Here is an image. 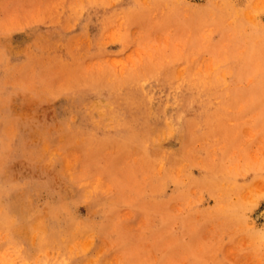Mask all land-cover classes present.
<instances>
[{
  "label": "rangeland",
  "instance_id": "obj_1",
  "mask_svg": "<svg viewBox=\"0 0 264 264\" xmlns=\"http://www.w3.org/2000/svg\"><path fill=\"white\" fill-rule=\"evenodd\" d=\"M0 27V264H264V0H0Z\"/></svg>",
  "mask_w": 264,
  "mask_h": 264
},
{
  "label": "bare ground",
  "instance_id": "obj_2",
  "mask_svg": "<svg viewBox=\"0 0 264 264\" xmlns=\"http://www.w3.org/2000/svg\"><path fill=\"white\" fill-rule=\"evenodd\" d=\"M53 3V2H52ZM94 4V3H93ZM93 4H92V6H93ZM53 5V4H52ZM97 5V4H96ZM105 5V4H104ZM116 6V5H115ZM114 6V7H115ZM104 7V6H103ZM107 7H109V6H107ZM69 8H70V10H73V8H72V4L71 5H69ZM92 8V7H91ZM112 8V7H111ZM88 9H89V7H88ZM87 9V10H88ZM92 10V9H91ZM90 10V11H91ZM106 11V10H105ZM86 12V11H85ZM100 12H101V10H100ZM71 13V12H70ZM82 15V14H81ZM51 16V15H50ZM50 18V17H49ZM79 18V17H78ZM100 18V17H99ZM47 19V18H46ZM20 23V22H19ZM60 24V23H59ZM80 24V23H79ZM21 27V26H20ZM23 27V26H22ZM76 27V26H75ZM1 28V27H0ZM2 29V28H1ZM17 29V28H16ZM19 29V28H18ZM88 30V29H87ZM0 31H2V30H0ZM33 31V30H32ZM47 34V33H46ZM62 34V33H61ZM46 43H47V41H46ZM48 43H50V42H48ZM36 46V45H35ZM47 49V48H46ZM42 50V49H41ZM48 50V49H47ZM52 50H53V48H52ZM5 55V54H4ZM3 58V57H2ZM7 58H8V56H7ZM64 61H66V60H64ZM7 62V61H6ZM12 63V62H11ZM80 63V62H79ZM0 65H2V64H0ZM8 65V64H7ZM64 66V65H63ZM25 67H27V66H25ZM18 68V67H17ZM26 69V68H25ZM11 70V69H10ZM76 70V69H75ZM14 71V70H13ZM20 71V70H19ZM26 71V70H25ZM78 71V70H77ZM80 72V71H79ZM22 74V73H21ZM47 74H49V73H47ZM46 74V75H47ZM62 74V73H61ZM18 75V74H17ZM54 76V75H53ZM45 77V76H44ZM52 77V76H51ZM46 78V77H45ZM49 78H50V75H49ZM60 78V77H59ZM55 81V80H54ZM45 82V81H44ZM52 82V81H51ZM214 84V87L215 88H217L218 90H220V91H223L221 88H219V86H216V85H218V84H216V83H213ZM43 85V84H42ZM45 88V87H44ZM217 89H215V91H217ZM81 91V90H80ZM264 91V90H263ZM63 93V92H62ZM59 94V93H58ZM143 101H144V98H143V96H142V94L140 93H138V92H135L134 90H131V91H129V94H124L123 96H122V99H121V103H127L126 105H128V104H131V106L132 107H135V108H138L141 104H143ZM91 106V105H90ZM133 109V108H132ZM134 110V109H133ZM82 113V112H81ZM138 113H139V110L138 109H136V114L138 115ZM71 114V113H70ZM129 115H130V113H128ZM67 115V114H66ZM77 115V114H76ZM95 115V114H94ZM88 116V115H87ZM75 118V117H74ZM73 118V119H74ZM148 118V117H147ZM62 119V118H61ZM70 119V118H69ZM77 119H78V117H77ZM90 119V118H89ZM205 119H207V118H205ZM88 120V119H87ZM128 120V119H127ZM126 120V121H127ZM148 120V119H147ZM136 121V120H135ZM88 122V121H87ZM134 123V122H133ZM86 124V123H85ZM127 126V125H126ZM128 127V126H127ZM130 127V126H129ZM119 128V127H118ZM124 128V127H123ZM121 131V130H120ZM126 131V130H125ZM137 133V132H136ZM70 137V136H69ZM3 139H5V138H3ZM8 139V138H7ZM7 196V195H6ZM7 198V197H6ZM1 210V209H0ZM2 211V210H1ZM43 212V211H42ZM28 214V213H27ZM49 215H50V213H49ZM256 215H257V217H259V218H261V220H263L262 222L264 223V203H263V205L258 209V211H257V213H256ZM14 219V218H13ZM259 220V219H258ZM8 222H9V220H8ZM19 222V221H18ZM261 222V223H262ZM31 226V225H30ZM55 226V225H54ZM2 227V226H1ZM33 227V226H32ZM34 228V227H33ZM37 230V229H36ZM6 231V230H5ZM35 231V230H34ZM7 232V231H6ZM32 232H33V230H32ZM39 232V231H38ZM36 233V232H35ZM40 233H41V231H40ZM42 235V234H41ZM38 238V237H37ZM37 238H36V240H37ZM35 239V238H34ZM41 239V238H40ZM38 242V241H37ZM40 242H38V244H39ZM56 243V242H55ZM16 251H19V250H16ZM7 256V255H6ZM4 260V259H3ZM0 262H1V260H0ZM4 262V261H3ZM3 264V263H2ZM5 264V263H4ZM41 264V263H40Z\"/></svg>",
  "mask_w": 264,
  "mask_h": 264
}]
</instances>
